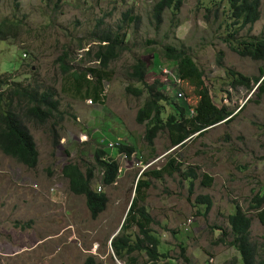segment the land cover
<instances>
[{
    "label": "rangeland",
    "instance_id": "obj_1",
    "mask_svg": "<svg viewBox=\"0 0 264 264\" xmlns=\"http://www.w3.org/2000/svg\"><path fill=\"white\" fill-rule=\"evenodd\" d=\"M158 1L1 0L0 22L12 24L13 37L0 42V76L43 91L55 90L65 121L55 149L49 126L27 124L38 152L33 169L0 151V264H83L88 257L98 264H126L134 258L144 264L148 260L144 253L120 261L111 248L127 217L137 180L150 181L143 205L155 221L150 229L161 241L160 252L167 256L157 264H242L238 251L220 242H232L228 218L237 206L247 211L254 196L264 191V94L259 96L256 87L233 86L231 72L259 75L264 61L242 57L229 47L226 38L232 29L226 0H185L176 15L166 9L159 24L154 17ZM261 1L260 19L240 32L243 37L264 36ZM127 12L139 20L126 19ZM120 29L126 34L124 50L102 70L103 103L77 96L58 59L66 54L74 71L99 69L94 59L96 41ZM169 47L189 54L204 73L202 83L190 76L181 80L176 87L183 92L181 100L179 89L169 87L170 101L194 105L204 85L215 105H226L234 114L229 122L208 129L174 152L181 173L154 179L150 173L165 167L175 148L169 149L166 131L158 133L152 147L143 140L146 125L137 124L135 117L148 94L139 98L128 91L145 90L129 74L138 60L150 73L175 70L167 58ZM164 81L169 80L164 77ZM164 107L163 120L174 113L169 105ZM115 139L133 147L134 153L125 160L116 158L121 173L112 186L103 187L95 172L91 187L97 192L100 188L108 203L93 220L84 197L69 191L61 170L67 163L82 170L93 166L94 151L104 149L100 142ZM192 168L199 178L191 193L192 179L185 172ZM206 195L213 202L208 213L206 205L196 201ZM263 210L250 216L251 241L264 255ZM29 222V228L18 227ZM128 228L134 242L139 228L133 222Z\"/></svg>",
    "mask_w": 264,
    "mask_h": 264
},
{
    "label": "trees",
    "instance_id": "obj_2",
    "mask_svg": "<svg viewBox=\"0 0 264 264\" xmlns=\"http://www.w3.org/2000/svg\"><path fill=\"white\" fill-rule=\"evenodd\" d=\"M185 0H159L154 6V17L159 24L162 21L166 9H171L176 15L180 12ZM228 7L226 13L230 20L232 31L228 34L226 42L229 47L242 57H249L255 61H264V36L250 35L243 37L240 32L247 27L253 26L261 17V0H226ZM1 3V0H0ZM125 18L134 21L139 20L127 12ZM105 34L98 41L97 51L94 59L99 65L83 70H72L69 67L67 55L58 59L61 65L62 74L71 82L75 94L84 99H91L92 103H103V82L102 70L108 69L111 62L119 58L124 50L126 34L121 33ZM13 37V27L8 20L0 22V42H5ZM90 55V54H88ZM167 58L173 63L171 73L178 79H186L185 76L193 77L202 83L204 73L197 66L193 58L184 51L169 47ZM129 74L130 79L141 84L144 89H132L128 91L137 97H142L147 92L144 105L136 112L135 121L137 124L145 123L143 140L148 147L153 146V141L158 133L167 132L169 149L175 148L174 152L188 143L194 137L202 136L210 127L218 123L229 122L234 114L228 106L215 105L206 86H201V91L194 106L186 103H173L167 96V89L172 88L183 93L175 83L164 81L163 71L160 74L147 72L145 62L138 60L133 65ZM232 85L235 87H246L252 90L256 87L259 96L264 94V67L259 75H245L232 71ZM163 80H162V78ZM91 78V80L89 79ZM149 81V82H148ZM194 81H192L193 83ZM175 84V85H174ZM177 93V94H178ZM257 94V95H258ZM176 96V95H175ZM178 98V97H177ZM182 98L178 99L181 100ZM165 104L169 105L174 113H169L165 120ZM191 108L193 112L191 113ZM65 121V114L61 111V103L57 93L53 89L42 90L40 86L31 87L17 83L13 78L0 76V151L13 158L17 163L33 169L38 162L37 145L31 134L28 123L37 127L49 126L50 135L53 139L52 147L55 149L59 144L60 131ZM109 151L99 148L94 151V165L85 167L84 170L78 164L67 163L62 167V177L68 180L69 191L76 196H82L85 206L91 219L95 220L106 208L108 203L107 195L101 191H95L91 183L95 178V172L100 174V183L103 187H109L116 183L119 176L118 161L108 154ZM115 153H124L128 158L134 153L133 147H128L124 142L115 149ZM176 159L168 161L165 167L158 171H152L151 177L160 179L165 173H181ZM148 173H145L147 175ZM188 179H192L190 192H193L194 181L199 176L195 169L185 172ZM206 184V181L203 182ZM209 184V182H208ZM150 186V181L140 182L135 185V196L129 204L124 223L119 234L111 242V248L118 260L124 261L127 255L133 253H144L148 260L144 264H157L162 257H167L160 252L161 241L152 233L150 226L154 219L146 207L145 194L143 192ZM142 189L139 192V189ZM197 203L206 205V213L210 212L213 202L210 196H199ZM264 208V191L257 193L251 201L247 211L237 206L235 213L228 218L231 230L232 242L221 240L226 247L235 248L241 256L242 264H264V255L258 251L257 246L251 241V228L253 219L250 213L260 211ZM264 216V210L261 212ZM133 222L138 226L139 231L136 239H132L128 232V224ZM30 222L18 225L22 230L29 228ZM226 236V234L224 235ZM264 252V250H263ZM83 264H98L97 261L88 257ZM126 264H139L134 258L133 262Z\"/></svg>",
    "mask_w": 264,
    "mask_h": 264
},
{
    "label": "built area",
    "instance_id": "obj_3",
    "mask_svg": "<svg viewBox=\"0 0 264 264\" xmlns=\"http://www.w3.org/2000/svg\"><path fill=\"white\" fill-rule=\"evenodd\" d=\"M164 75L167 76V80L175 83L177 86H181V79H178L177 77H174L173 74L171 73V71H168V70H164L163 71ZM177 97L178 98H182L183 97V93H178L177 94ZM194 106V105H192ZM191 113L193 112V109L191 108ZM100 144L102 146H104V149L107 150V151H114L115 149H117V147L120 146L121 144V141L119 139H115V140H111V141H105V140H102L100 142ZM117 157H120L121 160H125V159H128V157L124 154V153H118V154H115L114 158L116 159ZM117 160V159H116ZM119 163V162H118ZM121 173V168H120V165H119V174ZM98 191H100V188L98 189Z\"/></svg>",
    "mask_w": 264,
    "mask_h": 264
},
{
    "label": "water",
    "instance_id": "obj_4",
    "mask_svg": "<svg viewBox=\"0 0 264 264\" xmlns=\"http://www.w3.org/2000/svg\"><path fill=\"white\" fill-rule=\"evenodd\" d=\"M218 124H220V123H218ZM218 124H216V125H218ZM216 125H214V126H216ZM213 127V126H212ZM211 128V127H210ZM176 148V147H175ZM117 236V234L112 238V241H113V239L115 238ZM111 241V242H112Z\"/></svg>",
    "mask_w": 264,
    "mask_h": 264
}]
</instances>
